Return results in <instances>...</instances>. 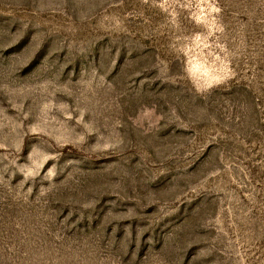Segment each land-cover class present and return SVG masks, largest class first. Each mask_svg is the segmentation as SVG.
Listing matches in <instances>:
<instances>
[{"label": "rangeland", "instance_id": "374dc122", "mask_svg": "<svg viewBox=\"0 0 264 264\" xmlns=\"http://www.w3.org/2000/svg\"><path fill=\"white\" fill-rule=\"evenodd\" d=\"M0 264H264V0H0Z\"/></svg>", "mask_w": 264, "mask_h": 264}]
</instances>
